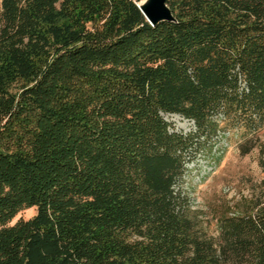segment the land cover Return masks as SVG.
Listing matches in <instances>:
<instances>
[{"label":"trees","instance_id":"16d2710c","mask_svg":"<svg viewBox=\"0 0 264 264\" xmlns=\"http://www.w3.org/2000/svg\"><path fill=\"white\" fill-rule=\"evenodd\" d=\"M141 1L1 0L0 264H264V206L212 237L181 187L264 127V0Z\"/></svg>","mask_w":264,"mask_h":264},{"label":"rangeland","instance_id":"374dc122","mask_svg":"<svg viewBox=\"0 0 264 264\" xmlns=\"http://www.w3.org/2000/svg\"><path fill=\"white\" fill-rule=\"evenodd\" d=\"M164 119L176 133L195 131L194 123L181 116L164 115ZM246 140L251 141L243 150H251L244 155L240 146ZM181 187L192 209L199 212L204 230L212 237L218 236L223 217L264 206V127L248 137L236 131L227 133L225 138L219 136L212 150L198 152L186 164ZM36 213V209L22 211L12 225Z\"/></svg>","mask_w":264,"mask_h":264},{"label":"water","instance_id":"95a60500","mask_svg":"<svg viewBox=\"0 0 264 264\" xmlns=\"http://www.w3.org/2000/svg\"><path fill=\"white\" fill-rule=\"evenodd\" d=\"M141 2H139L137 6L143 14L145 20L151 26L155 27L163 22L175 21L169 7L167 6V0H151L150 4L145 9H142L139 6Z\"/></svg>","mask_w":264,"mask_h":264},{"label":"bare ground","instance_id":"6f19581e","mask_svg":"<svg viewBox=\"0 0 264 264\" xmlns=\"http://www.w3.org/2000/svg\"><path fill=\"white\" fill-rule=\"evenodd\" d=\"M151 0H144L142 1L139 6L142 8V9H145L149 4H150Z\"/></svg>","mask_w":264,"mask_h":264}]
</instances>
